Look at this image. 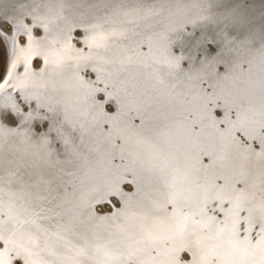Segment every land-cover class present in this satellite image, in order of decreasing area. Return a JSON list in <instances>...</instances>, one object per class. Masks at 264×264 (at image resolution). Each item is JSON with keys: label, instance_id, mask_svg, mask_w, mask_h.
I'll return each mask as SVG.
<instances>
[{"label": "snow or ice", "instance_id": "6c2138e0", "mask_svg": "<svg viewBox=\"0 0 264 264\" xmlns=\"http://www.w3.org/2000/svg\"><path fill=\"white\" fill-rule=\"evenodd\" d=\"M64 8L35 5L12 20V55L6 70L0 69V120L13 122L12 114L23 117L22 123L44 119L41 110L47 106L51 111L60 103L71 122L79 114L81 128L105 154L97 162L98 172H85L93 186L80 190L78 197L73 193L71 201L51 189L46 200L0 179V264H264V53L259 73H253L251 61L247 68L237 66L246 74L244 87L218 92L210 84L211 91L201 89L199 119L208 122L207 136L203 128L194 130L196 121L176 137L166 125L165 148L144 134L145 129L155 131L144 114L150 105L134 98L135 89L124 94L115 90L117 84L127 88L124 77L130 69L139 75L150 67L154 38L164 46V32L147 23L160 10L105 9L91 22L76 25L86 33L84 51L71 42L72 25ZM25 15L32 17L31 27ZM141 21L152 29L146 36L147 53L136 39ZM37 25L44 29L43 39L33 36ZM6 35L0 31V37ZM21 35L27 39L23 46ZM35 57L43 60L39 72L33 71ZM164 63L179 67L178 60ZM88 69L95 80L81 75ZM99 93L107 97L103 103L96 99ZM17 100L35 101L36 107L25 114ZM108 100L119 105L117 115L103 120L106 133H94L101 120L89 121L83 109L87 105L106 116L103 104ZM214 109H223L222 118ZM14 134L0 124V146H7ZM117 159L121 163H113ZM7 175L11 179L15 173ZM126 185H135L142 195L129 194L122 187Z\"/></svg>", "mask_w": 264, "mask_h": 264}, {"label": "bare ground", "instance_id": "6f19581e", "mask_svg": "<svg viewBox=\"0 0 264 264\" xmlns=\"http://www.w3.org/2000/svg\"><path fill=\"white\" fill-rule=\"evenodd\" d=\"M21 1L0 0V19L6 18L7 14L11 13V4H18ZM44 2L53 3L56 6L63 4L67 10H71L70 13L75 12L78 23L79 21L90 22L96 16L95 14H101L105 9L117 5L128 8H147L148 6L161 10L160 15L153 16L147 23L161 29L166 37L164 46H161L159 38L153 39L151 59L156 62H149L152 65L151 70L156 73L155 76L157 75L162 84L154 85L153 90L156 93L152 92L148 95L149 86L143 85V89L134 87V98L149 105L152 104L151 98L155 95L160 94L161 97L168 95L169 97L163 98V103L168 99L176 101L171 107L168 106L171 108L169 111L175 110L174 107L178 103L184 104L187 115L182 114L184 120L175 119L176 121L172 122L174 126L169 129V132L173 137H176L180 131L186 132L188 128H191L192 121H196L197 130L194 129L196 131L203 128L205 132L208 127L207 121L199 119L201 89L211 91L210 84L216 85L218 92H232L244 87L241 79H246V74L240 73L237 67L241 63L247 68L248 61H251L253 73L260 72L262 53H264V0H44ZM65 14L66 12L64 16ZM176 15L184 18L183 23L178 22ZM251 17L263 20L260 25L257 24L259 28L254 39L248 41L251 33L240 28L254 26ZM157 21H159L158 24ZM144 24L145 22L141 21V27L137 29L141 32V37H136L138 40L152 31L151 28L144 27ZM187 24L190 26L181 28ZM0 29L8 31L6 24L1 20ZM240 39H244L245 42H239ZM149 46L148 41L147 52ZM8 53V42L6 38L0 37L1 69H4ZM166 59L174 63L178 60L179 67L160 66L158 68L154 65ZM201 80L205 85H202ZM132 83V81L128 83L126 89L124 85L118 84L115 90L121 94H124L126 90L132 93L133 90L129 91ZM100 98L104 96L101 95ZM132 98L130 96V99ZM2 104L3 101L0 100V106ZM26 104H20L25 114L32 112L36 107L35 103ZM157 104H159L156 106L157 109L151 107L147 109V112L151 114L146 116L155 131L145 129L144 134L154 143L167 148L168 137L162 134L165 127L156 124V120L166 116L168 109L162 108L161 106L164 107V105H161L160 101H157ZM108 105L106 110L113 113L118 107L115 100L110 101ZM43 110L41 115L46 117L45 120L37 117L22 123L23 117L15 114H12L13 122L5 123L0 120V124H4L6 128L14 125L19 127L13 130L14 135H9L7 146H0V179L17 188H30L37 194L47 190L48 194L44 196L51 198L48 189L66 190L67 194L69 189L75 190L77 184L94 180H85V172H98L97 162L104 156L105 149L97 144L94 136L86 134L81 128L82 118L79 114L73 123L68 119L69 113L60 103H57L51 111L47 110V106ZM83 110L87 113L89 121L93 118L101 120V123L92 129L94 133L107 132L108 125L103 123L105 117L103 118L101 113L91 111L87 105ZM0 111H3L2 107ZM219 112L222 115L223 109ZM112 116H115V113ZM179 122L184 125L179 127ZM45 138L47 143L42 144ZM12 168L15 169V172L13 171L15 175L9 179L7 172L12 171ZM79 186L83 187V185Z\"/></svg>", "mask_w": 264, "mask_h": 264}, {"label": "water", "instance_id": "95a60500", "mask_svg": "<svg viewBox=\"0 0 264 264\" xmlns=\"http://www.w3.org/2000/svg\"><path fill=\"white\" fill-rule=\"evenodd\" d=\"M48 1V0H47ZM155 2V1H154ZM159 4V2L157 1L156 2V4ZM47 4H49L48 2L46 3V2H44V0H22L21 2H19L18 4H11V13H9V14H7V16H6V18H4V19H0L1 21H3L5 24H6V27H7V29H8V31H4V30H2V29H0V31H4V32H6L7 33V35L6 36H3L4 38H6V40H7V42H8V50H9V53H8V58H7V61H6V64H5V66H4V70H6V68H7V65H8V63H9V61H10V59H11V55H12V44H11V39H10V37H11V35H12V29H11V22H12V20H14V19H16V18H18V17H20V16H22L24 13H27L33 6H35V5H41V6H44V5H47ZM158 4H157V8H158ZM151 5H153V4H151ZM145 8V7H144ZM147 8H148V6H147ZM40 11L41 12H43L44 11V8L42 7L41 9H40ZM71 11V10H70ZM70 11L69 10H67V8L65 7L64 8V12H66V14H65V16H66V19H67V21H68V24H70V25H72V31H71V36H72V44H73V46L74 47H76V48H79V49H84V51H87V48H86V46L83 44V40H84V38H85V36H86V33H85V31H84V28L83 27H77L76 25H79V24H81V23H88L87 21L85 22V21H79V23H78V20H77V16H76V14H75V12H74V14H73V11L70 13ZM160 12H161V10H160ZM161 14V13H160ZM96 16H98V15H100V14H95ZM178 16V17H177ZM175 17H177L178 18V22L179 23H183V21H184V18H180V16L179 15H176ZM152 18V17H151ZM171 19H172V17H170ZM251 19H252V21L254 22V26H251V27H249V28H246V29H244V28H240V30H246V31H248L249 33H251L250 34V37H249V39H248V41H250V40H253L254 39V36H256V31H257V29L259 28L258 26H257V24H259L260 25V23H261V20H263V19H260V18H254V17H251ZM177 20V19H176ZM165 21H166V19H165ZM199 21V19L197 20V22ZM24 22L26 23V24H28L29 25V27H31L32 26V17L30 16V15H25L24 16ZM91 22V21H90ZM167 22V21H166ZM174 22H175V20H174ZM141 23V22H140ZM190 25H185V27H182L181 26V28L182 29H185V28H187V27H189ZM61 27H65V25H64V23L63 22H61ZM128 27H133V25H128ZM180 28V29H181ZM139 29V28H138ZM235 30H237V28L235 29ZM57 31H59V29H57V28H55V27H53V32H57ZM240 33V32H239ZM238 33V34H239ZM45 32H44V29L42 28V27H40L39 25H37V27H35V28H33V36H34V38H36V39H43L44 37H45ZM221 36V35H220ZM230 36L232 37V34H230ZM247 36V35H246ZM141 37V36H140ZM243 38H246V37H243ZM18 39H20V40H22L23 41V44H22V46L24 45V44H26L27 43V39H26V37H24L23 35H21L20 37H18ZM139 40H142V43H141V46H140V51L142 52V53H146L147 52V48H146V44H147V42H148V39L146 38V37H142V38H140ZM147 41V42H146ZM239 42H245L244 41V39H240V40H238ZM213 43H214V41H213ZM177 53V52H176ZM150 61H153L152 59H150ZM149 61V62H150ZM165 61V60H164ZM164 61H162V62H159V63H156V64H154L156 67H160V66H168V64H166V63H164ZM153 63V62H152ZM44 65H43V60H42V58L41 57H35L34 59H33V62H32V67H33V71H36V72H39V70L43 67ZM151 68H152V65H150V67L147 69V70H144V71H142L141 72V74H139V75H135V69H130L129 70V72L126 74V76L124 77V78H126V79H128V83H130L131 81L133 82L132 84H130V89H129V91H132V90H134V87H140V88H142L143 87V85H146V86H149L150 88H149V92L147 93V95L150 93H152V92H154V93H156V91H154L153 89H154V85H161L162 84V82H161V80L159 79V78H157V75L155 76V72L154 71H152L151 70ZM168 68H173V67H169L168 66ZM148 70H149V72H148ZM18 71H22V66H21V68L20 69H18ZM4 74L6 75V71L4 72ZM81 75H83V76H85V78L86 79H90V80H95L96 79V75H95V73H92L91 72V69H88V70H86V71H82L81 72ZM134 76V78H132ZM153 76L155 77V78H153ZM150 84H151V86H150ZM118 85V84H117ZM202 85H205V83H203ZM153 87V88H152ZM133 88V89H132ZM137 88V89H138ZM143 89V88H142ZM109 90H111V89H109ZM159 92H160V90H159ZM158 92V93H159ZM16 95V97H18L19 96V93H16L15 94ZM104 96V98H100V96ZM167 97H169L168 95H166ZM167 97H161V95L160 94H158L157 96L155 95V97L154 98H151L152 99V104H149L150 105V107L151 108H153V109H157V107L156 106H159V104H157V101H160L161 102V105H164V107L163 106H161L162 108H164V109H168V113H167V115L166 116H164V117H162V118H160L159 120H156V124H160V126H166V125H171V128L174 126L173 125V121H176L175 119H182V120H184V116L182 115V114H184V115H187V111L185 110V107H184V104H180V103H178L177 105H176V107H174V109L175 110H173V111H169V109L171 110V108H168V106L169 107H171L172 105H174L175 103H176V101H174V100H172V99H170V101H169V99H168V101L166 102L165 101V103H163L162 101H163V98H167ZM96 99H98V100H101V102L103 103V100L104 99H107V97H106V95L104 94V93H99V94H97L96 95ZM154 99H155V101H154ZM20 104H25V105H27L26 104V102H24V101H20V100H17ZM110 101H112V100H108V103L107 104H103V107H104V112L106 113V116L105 115H101L103 118L105 117V118H107V117H112V114H114L115 113V115H117V112H118V108H119V105H118V107L116 108V110L114 111V113H113V111L112 112H110V111H107L106 109L108 108V104L110 103ZM137 101H139V100H137ZM35 103V101H33L32 102V104H34ZM44 110H42V112H43ZM214 111H220V109H214ZM26 113V112H25ZM100 113V112H99ZM145 114V116H148V114H151V113H148L147 111L144 113ZM131 115H132V117H135L136 116V114L133 112V113H131ZM182 115V116H181ZM233 117H234V114H233ZM40 118V117H39ZM220 118H222V115H221V117ZM41 119V118H40ZM43 120H45V119H43ZM133 124H136V125H138L139 123H140V121H139V119L138 118H134L133 119ZM155 124V125H156ZM182 125H184V124H182V122H179V127L180 126H182ZM10 128H13L12 130H16V129H18L19 127H18V125H14V126H11ZM196 129V128H195ZM197 130V129H196ZM211 131V129L210 128H208V127H206V130H205V132H204V135L205 136H207L208 135V133ZM118 143H119V141H118ZM1 147H3V146H1ZM254 147H256L257 148V150H258V145L257 144H255L254 143ZM114 163H121V161L119 160V159H117V160H115V161H113ZM204 162L206 163L207 162V157H205L204 158ZM12 171H10V172H15V169H11ZM10 172H7V174L8 173H10ZM128 179H131V176H129L128 177ZM93 184H94V180H89L88 182H86V183H84V182H81V184H77V186H76V188H75V190H72V189H69V188H67V189H69V192L67 193V200L68 201H71V200H73L74 199V197H73V193H75V195L78 197L79 195H80V190H87V189H89V188H91L92 186H93ZM79 185H83V187L82 186H79ZM78 187H80V188H78ZM122 187H128V188H130L129 190H127L126 188H125V191H127L129 194H132V193H137V188H136V186L135 185H126V186H122ZM57 192H59V193H57ZM42 194L43 195H45V194H48L47 193V190H44L43 192H42ZM52 194H54V195H56V196H59V197H64L65 195H66V190H59V191H56V190H53L52 191ZM138 194V193H137ZM139 195H142V193H139ZM51 198L50 197H48V198H46V200H50ZM40 201L38 200V203H39ZM45 206H47V207H51V205L50 204H47L46 203V201H45ZM67 206H70V204L69 205H67ZM109 207L111 208V205H109ZM112 211H115V208H112ZM103 214H110V213H103Z\"/></svg>", "mask_w": 264, "mask_h": 264}, {"label": "rangeland", "instance_id": "374dc122", "mask_svg": "<svg viewBox=\"0 0 264 264\" xmlns=\"http://www.w3.org/2000/svg\"><path fill=\"white\" fill-rule=\"evenodd\" d=\"M0 69H1V55H0Z\"/></svg>", "mask_w": 264, "mask_h": 264}]
</instances>
